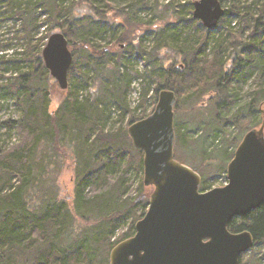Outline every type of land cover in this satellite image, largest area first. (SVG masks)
Listing matches in <instances>:
<instances>
[{
	"label": "trees",
	"instance_id": "1",
	"mask_svg": "<svg viewBox=\"0 0 264 264\" xmlns=\"http://www.w3.org/2000/svg\"><path fill=\"white\" fill-rule=\"evenodd\" d=\"M66 1L0 0V31L8 19L14 20V29L19 25V36L12 39L22 45L21 51L9 54L12 45L0 36V110L6 101H11L20 114L19 118L0 123V129L5 127L7 132L19 136L16 144L4 148L0 145V178L4 176L10 184L19 181L16 190L6 194L0 184V264H91L86 247L78 246L70 251L60 248L56 242L67 225L66 207L45 194V175L59 163L64 164L68 151L76 162L77 195L81 201L93 199L92 196L103 198L98 207L104 215H109L114 200L127 196V211L132 213L141 207L136 221L144 218L153 190L146 188L143 181L144 153L133 146L128 128L123 124L129 114V126L147 118L154 111L161 91L175 92L176 114L180 109H198L201 100L214 102L213 95L227 91V98L219 107L224 105L229 111L235 106L246 108L251 127L262 125L264 120V0H256L261 10L259 18L253 16L252 6L242 16L243 8L238 4L225 10L229 19H222L214 31L206 29L194 17L186 18L185 13H179V19L174 22L166 19L168 15L160 27L153 21H143L138 18V9L157 12L148 0H82L78 4L74 1L70 7ZM39 9L45 14L43 20ZM169 9L166 7L165 11ZM233 18L240 19L247 27L253 22L251 35L246 37L244 32L236 31L232 27ZM55 29H62L73 54V64L69 87L64 91L65 102L51 114L48 84L54 79L42 53ZM109 47L116 49L120 58L111 59ZM209 50L211 60H208ZM124 52L131 58H142L146 73L139 75L127 68L123 72ZM85 65L99 68L110 65L114 72L111 88L103 87V93L101 88L98 93H88L83 98L81 89L86 90L90 81L89 74L83 72ZM248 76H255L254 90L242 95L238 86ZM92 80L94 85L102 81L101 77ZM134 80L141 81L138 108L142 111L148 100L147 83L155 86L152 109L140 117L134 115L127 101ZM110 100L119 107L120 127L107 133L109 105L106 102ZM102 103L105 108L101 107ZM256 103L260 104L258 109ZM257 112L260 117L255 116ZM175 133L176 160L190 166V157L184 156H188L194 142L181 128L176 127ZM94 136L96 141L92 144ZM234 154L235 151L230 161ZM36 155L39 156L38 174L33 179L31 168ZM133 167L141 175L138 196L134 198L129 177ZM207 167L206 164L208 170ZM32 183L38 186L36 199L31 203L21 201L24 188ZM211 189L203 179L200 191ZM108 195L111 198L106 199ZM123 214L125 210L120 209L113 217ZM110 228L109 236L115 233V224ZM229 231L235 234L249 231L255 245L264 243V205L245 217L234 219ZM134 235L135 227L121 241L110 244L104 264H110V253L118 244Z\"/></svg>",
	"mask_w": 264,
	"mask_h": 264
},
{
	"label": "water",
	"instance_id": "2",
	"mask_svg": "<svg viewBox=\"0 0 264 264\" xmlns=\"http://www.w3.org/2000/svg\"><path fill=\"white\" fill-rule=\"evenodd\" d=\"M193 6L194 19L210 31L225 16L220 0ZM42 57L66 91L73 64L66 37L52 34ZM177 102L175 92L161 91L154 111L128 128L133 146L144 153V185L153 192L135 235L111 251L110 264H240L256 244L249 231L235 234L229 225L264 205V120L236 149L228 184L201 192L202 177L175 157Z\"/></svg>",
	"mask_w": 264,
	"mask_h": 264
},
{
	"label": "rangeland",
	"instance_id": "3",
	"mask_svg": "<svg viewBox=\"0 0 264 264\" xmlns=\"http://www.w3.org/2000/svg\"><path fill=\"white\" fill-rule=\"evenodd\" d=\"M78 4L82 0H67V7L72 6L73 2ZM200 0H148L150 6L157 8V12L150 13L145 10L138 9V18L143 21H153V24L161 26V23L171 20L174 22L179 19V13H185L186 18L193 17L194 7L193 4ZM238 4L243 8L242 16L244 12L248 11L247 8L252 6V14L256 18L261 16L260 6L257 4L256 0H224L222 2V7L224 10H231L234 6L237 7ZM79 6V5H78ZM169 7V11L166 12L165 8ZM74 8H79L74 5ZM192 9V11H191ZM71 10V9H70ZM165 12V13H164ZM39 16H42V20L45 17L41 9L38 10ZM169 15V18L164 19ZM225 21L229 19V16H224ZM71 20V18H70ZM160 24V25H159ZM14 20L8 19L7 22L2 26L0 36L12 45L9 54L19 52L22 49L21 42L18 40H13L12 37L18 35L17 30L19 25H16L14 29ZM232 27L236 31H242L246 37L250 36L253 31V22L251 26L247 27L240 19H232ZM158 32V29H155ZM214 31V30H213ZM62 33V29H55L53 34ZM19 36V35H18ZM102 44H105L104 42ZM212 46V45H210ZM124 51L126 48L124 47ZM110 58L116 59L118 56V51L116 49H111ZM78 58L81 56V51H79ZM209 58L211 60L212 52L208 51ZM120 58V57H118ZM123 62V72L129 69V72L137 73L143 75L146 73L145 61L140 57L131 58L127 52H124L121 56ZM82 63V62H81ZM111 65H115L112 62ZM110 65L106 67H94V66H84L83 72L89 74V87L87 89H81V96L86 97L88 93H98L101 89V93L105 91L103 87L111 88L112 75ZM106 68V69H103ZM121 72V71H120ZM7 76V75H6ZM69 77V75H68ZM101 77V83L94 85L93 78ZM254 78L255 76H248L246 80L238 86L241 89L242 95H247L254 90ZM69 79V78H68ZM139 80H134L127 94V101L130 109L133 111L134 115L140 117L144 113H149L152 109V102L155 95L154 84L147 83L148 100L144 104L143 111L138 108L139 105V92L141 89ZM49 95H50V113L54 114L65 102L66 94L60 89L56 80L49 81ZM210 90V88H208ZM174 92V91H173ZM228 92L224 91L219 94L213 95V101L201 100L199 108L196 110H179V113L175 115L174 127L181 128V130L192 138L194 145L188 152L190 157L189 167L195 168L197 172L203 179L207 181L211 188H221L224 187L227 182V167L229 165L231 154L236 151L238 142L245 136L247 132L252 129L260 128L261 124L251 127L249 110L246 108H241V106H235L230 111L226 107L219 104L224 102L227 98ZM207 97V96H206ZM205 97V99H206ZM208 97H211V93ZM197 102V101H196ZM109 106L108 115L109 120L106 126V132H111L112 130H117L120 127L119 123V107L113 103L111 100L106 102ZM245 104V103H244ZM241 105V104H240ZM259 103H256V109L259 108ZM243 106V105H242ZM101 107L105 108V103L101 104ZM189 108V107H188ZM220 108V109H219ZM257 111V110H256ZM221 114V115H220ZM255 116L260 117V113H255ZM20 114L15 108L11 101H6L3 108L0 110V123L7 121L10 118H19ZM130 114L126 116L123 127L129 128ZM264 119V114H263ZM92 144L96 141V137H92ZM19 142V136L16 133L7 132L6 128L0 129V145L4 147H9L12 144ZM98 146V144L96 145ZM133 151V150H131ZM221 151H225V154H221ZM208 152V153H207ZM204 153L207 154V158L203 159ZM41 155V154H40ZM177 155L179 156L178 152ZM67 159L64 160L62 166H56L54 170L48 172L44 177V183L47 186V191L45 194L51 197V200H56L59 205L64 204L66 207L67 214V225L65 229L58 234L56 242H58L61 247L65 250H70L72 248H77L78 246L86 247V251L91 257V264H104L107 262V254L109 250V245L121 241L127 234L132 233L133 227L136 226V216L141 213V207L139 211L133 210L132 213L127 211V196L120 200H114V204L109 210V215H104L101 212L98 205H102L101 200L103 198L88 199L81 201L77 195V172H76V162L73 159L72 154L68 151ZM38 155L33 162L31 168V177L34 179L35 175L38 174ZM198 159V160H197ZM62 160V159H61ZM196 161L195 163L192 162ZM180 162V161H179ZM181 163V162H180ZM208 165V170L205 169V165ZM188 166V165H187ZM50 170V169H49ZM201 174H200V173ZM115 177V176H114ZM129 177L131 179L133 198L138 196L137 188L141 181V175L135 169L132 168ZM4 178V179H3ZM1 187H4L3 194L14 192L19 185V181L15 180L13 184L8 183L4 176L0 178ZM13 185V187H12ZM38 186L35 184L27 185L22 192L21 201L28 200L29 202L36 199V190ZM153 190V188H151ZM153 192V191H152ZM108 193L105 194V196ZM112 195V193H111ZM104 196V197H105ZM111 198L109 195L106 199ZM30 202V203H31ZM55 203L54 201H51ZM105 203V202H104ZM47 204V202L45 203ZM120 209L125 210V214L117 216L114 219V215ZM41 210V209H40ZM109 216V217H106ZM106 217V218H105ZM115 224V233L109 236L110 227ZM74 250V249H73ZM71 251V250H70ZM111 254V253H110ZM241 264H264V243L255 245L248 253H246L242 259Z\"/></svg>",
	"mask_w": 264,
	"mask_h": 264
},
{
	"label": "flooded vegetation",
	"instance_id": "4",
	"mask_svg": "<svg viewBox=\"0 0 264 264\" xmlns=\"http://www.w3.org/2000/svg\"><path fill=\"white\" fill-rule=\"evenodd\" d=\"M244 256V255H243ZM241 264V263H240Z\"/></svg>",
	"mask_w": 264,
	"mask_h": 264
}]
</instances>
